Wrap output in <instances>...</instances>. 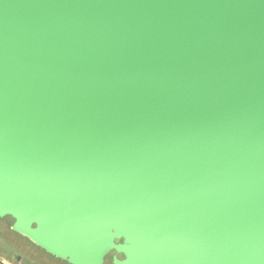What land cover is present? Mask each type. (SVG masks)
I'll return each instance as SVG.
<instances>
[{"label":"water","instance_id":"water-1","mask_svg":"<svg viewBox=\"0 0 264 264\" xmlns=\"http://www.w3.org/2000/svg\"><path fill=\"white\" fill-rule=\"evenodd\" d=\"M0 218L64 264H264V0H0Z\"/></svg>","mask_w":264,"mask_h":264},{"label":"rangeland","instance_id":"rangeland-1","mask_svg":"<svg viewBox=\"0 0 264 264\" xmlns=\"http://www.w3.org/2000/svg\"><path fill=\"white\" fill-rule=\"evenodd\" d=\"M2 219L5 220L7 218ZM6 228L9 229L8 227H5V225L0 224V252L2 254H7L12 258H21L29 255L28 259L33 260L35 263L46 262L47 264H53L54 261H58L47 255L42 250H39L26 238L11 230H6Z\"/></svg>","mask_w":264,"mask_h":264},{"label":"crops","instance_id":"crops-1","mask_svg":"<svg viewBox=\"0 0 264 264\" xmlns=\"http://www.w3.org/2000/svg\"><path fill=\"white\" fill-rule=\"evenodd\" d=\"M6 230H10V229H7ZM17 257L15 258H12L11 256L7 255V254H2L0 252V264H22V263H19L18 261L19 260H25V259H28L29 258V255L28 256H23L21 258H18L17 261H15ZM22 260L20 262H22ZM54 262H57V263H54ZM53 264H64L60 261H54ZM38 264H47L46 262L44 263H41V262H38ZM50 264V263H49Z\"/></svg>","mask_w":264,"mask_h":264},{"label":"flooded vegetation","instance_id":"flooded-vegetation-1","mask_svg":"<svg viewBox=\"0 0 264 264\" xmlns=\"http://www.w3.org/2000/svg\"><path fill=\"white\" fill-rule=\"evenodd\" d=\"M111 255H114V253L112 252V254ZM117 257L118 258H122V255H119V254H117ZM106 259H107V257H106ZM17 260V259H16ZM22 260V259H21ZM21 260H19L18 262L19 263H22V264H38V263H35L33 260H30V259H25V260H22V262H20ZM104 264H110V262H107L106 260H105V263Z\"/></svg>","mask_w":264,"mask_h":264},{"label":"trees","instance_id":"trees-1","mask_svg":"<svg viewBox=\"0 0 264 264\" xmlns=\"http://www.w3.org/2000/svg\"><path fill=\"white\" fill-rule=\"evenodd\" d=\"M0 224L5 225V227H8L10 229L11 222L8 219L3 220L2 218H0ZM106 261L110 262V256L107 257Z\"/></svg>","mask_w":264,"mask_h":264}]
</instances>
